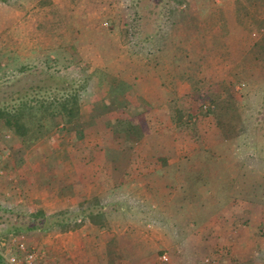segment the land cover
<instances>
[{
  "label": "rangeland",
  "instance_id": "374dc122",
  "mask_svg": "<svg viewBox=\"0 0 264 264\" xmlns=\"http://www.w3.org/2000/svg\"><path fill=\"white\" fill-rule=\"evenodd\" d=\"M182 1H0V99L61 76L82 127L46 118L25 144L0 123V239L39 264H70L48 247L74 237L88 264H264V0ZM122 123L144 135L118 143ZM38 210L66 221L14 230Z\"/></svg>",
  "mask_w": 264,
  "mask_h": 264
},
{
  "label": "trees",
  "instance_id": "16d2710c",
  "mask_svg": "<svg viewBox=\"0 0 264 264\" xmlns=\"http://www.w3.org/2000/svg\"><path fill=\"white\" fill-rule=\"evenodd\" d=\"M0 1L7 2L8 0ZM171 1V5L169 7L170 13L177 9V5L179 3L183 2L182 0ZM54 85L55 87L53 88ZM57 86H60V88ZM66 87L71 88L70 81L67 79H62L61 76L58 77L53 74H45L42 77L40 76L37 82H33L27 87L11 91L6 98L0 99V123L4 128L8 129L20 138L25 144L27 143L26 141L31 142L36 140L43 130H46L43 128V121H45L46 118H49L54 123L61 121L63 124L62 128L66 130L70 129L74 132V129L77 128V132H79L78 134L81 135L80 95L76 89L66 91ZM52 88L53 90H51ZM42 90H49V92L52 91L53 93L50 95L51 97L47 99L44 97L36 98ZM59 91L62 92L60 93ZM137 116H139V114L136 116L131 115L124 121H137ZM177 118L181 121L183 117L181 114H177ZM123 124L124 123L119 126V131H113V133L116 134L115 137L118 143L123 136H126L131 140H140L144 135H142V133H144V131H142L144 128L141 129L140 127L137 128L134 125ZM92 215L93 214L89 213L87 216L88 219H90L92 223H97L92 219ZM83 216H86L85 213H82L80 216L82 220L75 222L71 227H79L85 218ZM53 217L57 216L48 217L42 210H38L29 216L25 226L14 227V230L17 232L21 230L32 231L35 229L47 230L56 222L65 223L66 221V218L64 217H61L60 220H54ZM66 228H69V226H62L61 230ZM20 237L21 239L23 238L24 241L28 242L23 233H16L14 235L10 234L0 239V263L4 261L2 252L8 247L10 242L16 241ZM11 247V249L16 248L14 245Z\"/></svg>",
  "mask_w": 264,
  "mask_h": 264
},
{
  "label": "crops",
  "instance_id": "0c3cea01",
  "mask_svg": "<svg viewBox=\"0 0 264 264\" xmlns=\"http://www.w3.org/2000/svg\"><path fill=\"white\" fill-rule=\"evenodd\" d=\"M229 215H234L232 213H229V214H226V217L224 218V220H229L230 216ZM225 233L224 234V238L222 239L223 241V245H226V248H228L229 250V253L230 252H234V248H242L243 249V253L245 254H248V251L245 250L247 248V245L248 242L246 240V235L244 233H238V235L236 234H230L228 230H224ZM221 233H219L220 235ZM71 235H73L72 233H69V236L71 237ZM51 243V242H50ZM57 244V245H56ZM56 245V246H55ZM76 245L79 246V242L76 240V237L73 238V240L71 241V239L69 241H55L54 244H50V246L48 248H50L51 250L52 249H55L57 251H60V250H64V249H69V252L73 253L72 257L74 258L73 260H69L70 261V264H75V263H79V264H88L89 263V260L91 261L90 259V251H88L87 254H84V253H74V249L76 248ZM55 246V247H53ZM73 250V252H72ZM92 253V251H91ZM89 258V260H88ZM241 260V258H240ZM237 262H239L237 260ZM108 263H111L110 261ZM92 264V262L90 263ZM123 264V263H122ZM230 264V263H229Z\"/></svg>",
  "mask_w": 264,
  "mask_h": 264
},
{
  "label": "built area",
  "instance_id": "2783aa9c",
  "mask_svg": "<svg viewBox=\"0 0 264 264\" xmlns=\"http://www.w3.org/2000/svg\"><path fill=\"white\" fill-rule=\"evenodd\" d=\"M12 245L16 248L11 249ZM2 257L7 264H39V261L42 259V253L29 247L27 242L20 237L16 241L9 243L8 247L2 252ZM157 261L162 263L167 262L168 257L165 253H161ZM205 263L213 264L209 259H205ZM152 264H155V262Z\"/></svg>",
  "mask_w": 264,
  "mask_h": 264
}]
</instances>
